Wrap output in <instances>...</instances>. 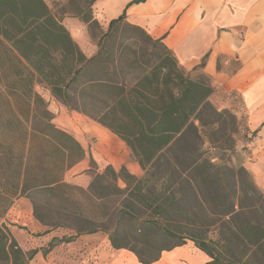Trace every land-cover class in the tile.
Segmentation results:
<instances>
[{"label": "trees", "instance_id": "trees-1", "mask_svg": "<svg viewBox=\"0 0 264 264\" xmlns=\"http://www.w3.org/2000/svg\"><path fill=\"white\" fill-rule=\"evenodd\" d=\"M142 2L135 0L127 7ZM82 20L97 38L92 57L83 52L44 0H0V68L5 75L0 94L9 104L7 113L0 109V264H31L40 251L25 253L6 225L8 211L22 197L31 200L36 219L49 228L37 236L55 229L74 233L53 238L41 250L44 254L100 231L108 232L115 249L124 248L116 243L115 235L129 223L133 235L151 232L153 243L180 235V243L161 251H172L190 240L210 258L207 264H249L228 261L218 242L193 237L189 227L170 218L186 210V189L201 205H208L209 189L214 188L215 198L228 203L221 214L234 216L235 212L228 188L236 172L216 163L211 153L234 149L212 138L219 121L205 119L221 115L210 102L218 89L203 71L206 57L187 71L163 39H154L130 24L126 10L101 35L96 34L99 24L91 14ZM36 85L46 87L66 108L118 137L144 175L138 178L126 167L117 172L109 166L95 175L86 191L67 183L66 173L85 159L86 152L53 123L54 116ZM206 144L211 151L204 149ZM38 146H42L40 153L35 150ZM238 174L252 185L253 194L264 198L244 166ZM120 181L126 188L119 186ZM98 203H113L112 215L109 210L93 213L91 207ZM137 207L147 213L145 219L136 215ZM106 222H114L112 229ZM242 232L252 249L264 251L260 222L246 223Z\"/></svg>", "mask_w": 264, "mask_h": 264}, {"label": "rangeland", "instance_id": "rangeland-1", "mask_svg": "<svg viewBox=\"0 0 264 264\" xmlns=\"http://www.w3.org/2000/svg\"><path fill=\"white\" fill-rule=\"evenodd\" d=\"M44 1L54 15L63 21L73 39L88 57H92L97 51V38L90 34L87 24L82 18L91 14L97 20L99 24V29L96 30L97 35L106 32L109 22L117 18L115 9L118 0H97L94 3L93 0ZM199 73L200 71H197L195 75ZM4 78L5 75L0 68V89ZM36 91L48 103L49 110L54 116L53 123L74 137L85 149V159L66 173L65 181L67 183L86 191L95 175L103 174L109 166L117 172L122 167H126L132 175L138 178L144 175L129 148L118 137L87 116L66 108L51 95L46 87L36 85ZM210 102L221 114L205 118L208 123L219 121L212 138L219 141L218 144L223 145L224 148L232 147L234 150L233 152L226 150L212 152L209 144H206L204 149L215 155L216 163L227 164L236 172L235 175L230 176L228 188L232 201L235 203L234 216L221 214L228 207V203L216 199L215 189L210 188L208 205H201L192 195L190 189H186V210L177 212L170 218L174 222L182 224V227H189L187 229L193 237H208L218 242L219 250L223 252L228 261L264 264V251L256 252L255 249H252L248 240L244 239L242 232L246 223L250 221L260 222L264 226V198L253 194L252 185L238 174L241 166L247 169L251 162L255 135L247 126L245 106L237 94L220 92L212 97ZM0 109L6 113L9 110V104L2 95ZM41 148L42 146L36 147V153H40ZM33 152L35 153V151ZM37 156L39 155L37 154ZM249 174L257 189L264 195V174L261 179H255L251 172ZM119 186L122 189L126 188L122 181L119 182ZM241 207H244L243 212L240 210ZM91 208L94 210L93 213L96 212L99 215L105 210H109L111 215L114 212L113 203L93 204ZM135 213L142 219L147 217V213L139 207L135 209ZM42 214L47 215L48 213L42 211ZM5 221L12 237L25 253L29 254L36 249L40 250L31 264H96L98 260L100 261L101 254L106 253V249L120 252L127 259L131 257L139 264H142L139 261V256L146 264H152L156 258L160 259L161 255L167 252L161 251L162 249L168 250L180 243L179 234L175 236L177 238L153 243L154 235L151 232L140 236L133 235L134 228L129 223H124L115 235L116 243L124 248L115 249L108 232L100 231L95 234L81 235L72 243L59 244L50 253L44 254L41 250L48 247V237L49 239L52 237L61 239L74 233L68 229H55L49 234L37 236L49 228L36 219L33 204L26 197H22L14 203L8 211ZM113 224L114 222L105 223L109 229H112ZM181 226L176 225V229L182 230ZM185 245L195 247V244L190 240Z\"/></svg>", "mask_w": 264, "mask_h": 264}, {"label": "crops", "instance_id": "crops-1", "mask_svg": "<svg viewBox=\"0 0 264 264\" xmlns=\"http://www.w3.org/2000/svg\"><path fill=\"white\" fill-rule=\"evenodd\" d=\"M118 0L115 17L163 39L179 64L194 70L206 57L204 72L218 91L243 101L247 126L255 135L247 166L255 179L264 174V0ZM49 237L48 243L51 242ZM96 264H139L108 249ZM40 252V251H39ZM96 252V251H95ZM94 252V253H95ZM93 253V254H94ZM210 258L191 245L164 252L152 264H207Z\"/></svg>", "mask_w": 264, "mask_h": 264}]
</instances>
